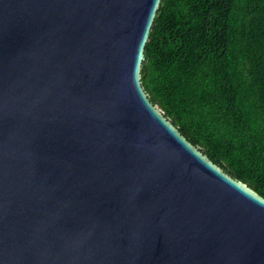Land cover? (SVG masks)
<instances>
[{"label":"water","instance_id":"1","mask_svg":"<svg viewBox=\"0 0 264 264\" xmlns=\"http://www.w3.org/2000/svg\"><path fill=\"white\" fill-rule=\"evenodd\" d=\"M161 0H0V264H264V199L140 81Z\"/></svg>","mask_w":264,"mask_h":264},{"label":"trees","instance_id":"2","mask_svg":"<svg viewBox=\"0 0 264 264\" xmlns=\"http://www.w3.org/2000/svg\"><path fill=\"white\" fill-rule=\"evenodd\" d=\"M140 81L189 143L264 199V0H161Z\"/></svg>","mask_w":264,"mask_h":264}]
</instances>
